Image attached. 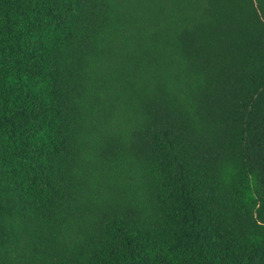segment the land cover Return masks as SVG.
Returning <instances> with one entry per match:
<instances>
[{
    "label": "trees",
    "instance_id": "obj_1",
    "mask_svg": "<svg viewBox=\"0 0 264 264\" xmlns=\"http://www.w3.org/2000/svg\"><path fill=\"white\" fill-rule=\"evenodd\" d=\"M0 264H264V0H0Z\"/></svg>",
    "mask_w": 264,
    "mask_h": 264
}]
</instances>
